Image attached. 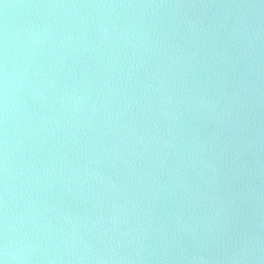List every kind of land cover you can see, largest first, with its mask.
I'll return each mask as SVG.
<instances>
[{
  "label": "water",
  "instance_id": "1",
  "mask_svg": "<svg viewBox=\"0 0 264 264\" xmlns=\"http://www.w3.org/2000/svg\"><path fill=\"white\" fill-rule=\"evenodd\" d=\"M0 260L264 264V0H0Z\"/></svg>",
  "mask_w": 264,
  "mask_h": 264
},
{
  "label": "clouds",
  "instance_id": "2",
  "mask_svg": "<svg viewBox=\"0 0 264 264\" xmlns=\"http://www.w3.org/2000/svg\"><path fill=\"white\" fill-rule=\"evenodd\" d=\"M0 264H5V261H3V260H0Z\"/></svg>",
  "mask_w": 264,
  "mask_h": 264
}]
</instances>
